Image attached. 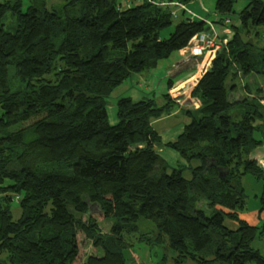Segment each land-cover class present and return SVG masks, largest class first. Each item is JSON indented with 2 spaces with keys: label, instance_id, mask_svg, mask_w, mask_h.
<instances>
[{
  "label": "trees",
  "instance_id": "1",
  "mask_svg": "<svg viewBox=\"0 0 264 264\" xmlns=\"http://www.w3.org/2000/svg\"><path fill=\"white\" fill-rule=\"evenodd\" d=\"M121 1L64 0L49 9L27 0L25 11L23 0L0 3V263L126 264L134 237L173 253L174 264H264L252 247L264 223L239 217L245 176L261 181L264 212V169L250 158L262 144L255 133L263 134L264 108L257 97L231 99L237 80L250 89L249 76L264 77V49L255 54L243 38L249 26L264 27V0H247L235 25L227 16L237 0H216L209 23L171 6L195 0ZM212 27L220 48L190 91L200 107L184 111L174 141L162 144L152 127L175 107L173 80L162 105L123 97L109 122L107 99L118 86ZM9 67L23 83L15 91ZM159 146L182 162L170 166Z\"/></svg>",
  "mask_w": 264,
  "mask_h": 264
},
{
  "label": "rangeland",
  "instance_id": "2",
  "mask_svg": "<svg viewBox=\"0 0 264 264\" xmlns=\"http://www.w3.org/2000/svg\"><path fill=\"white\" fill-rule=\"evenodd\" d=\"M6 0H0V3ZM47 1V7L51 9L53 5H59L64 2V0H46ZM201 2V3H200ZM215 2L216 0H195L192 1L188 4V8L191 12H186L185 17H193L194 19H197L198 16H195L196 14H193L194 12H197L201 15L202 18L207 19L209 22L214 20L216 18L215 14ZM247 0H237L233 6V14L227 16L231 22L235 25L238 21V14L239 12L246 6ZM138 0H135L129 6H134L136 5ZM199 3L201 5V8L199 6ZM28 5L27 0H23V11H25L26 7ZM177 10V13L180 15L182 10L180 8H175V11ZM193 11V12H192ZM5 27L7 30H12L11 26L13 24V19L10 16V14H7L6 18L4 19ZM248 33H244V40L247 43H250L252 45V48L254 53L257 54L258 50L257 49H264V27L263 26H249L248 28ZM169 30H166L162 33V37H166L169 33ZM247 30H245L246 32ZM222 32V30H221ZM227 34L228 39L231 37V34ZM227 42V40H226ZM226 42L224 44H226ZM181 51V50H180ZM188 54H183L182 56L186 58ZM178 57L177 52L172 54L171 57L167 60V62L172 61L174 58ZM197 59V65L201 66L202 70H205L206 66L207 68L209 67L210 63L208 62H203L201 57L196 58ZM166 60L160 61L158 63V66L149 71V72H144L142 73V76H144V79L139 80L138 75H134L131 78L127 79L124 81L120 86H118L109 96L107 99V115L109 122L111 124H115L117 122L116 119V102L118 99L123 98V97H129L134 101H138L139 99L142 98H153L158 105L163 104V99L162 95L167 92L166 90V84L168 80H173L170 79L168 74L165 72V68L162 69V65L160 64H166ZM206 68V69H207ZM197 69V68H196ZM138 76V77H137ZM199 80V79H198ZM197 78L194 76L189 84L187 85V88L185 90L192 89L196 83L198 82ZM250 82L251 86L254 89V92H257L259 95L264 97V77L263 76H257L255 77L254 81H250L249 77L245 82ZM9 83H10V89L12 91H15L19 89L23 83H21L18 78L14 75V68L9 67ZM174 83V82H173ZM238 84V88L240 89L242 84L239 80L236 81ZM183 86V84H182ZM258 88H261L262 90H258ZM238 89V90H239ZM256 90V91H255ZM181 91V90H178ZM191 91V90H190ZM190 91H189V96H190ZM238 95L239 92L237 91ZM168 95L170 98L173 100V103L175 106H180L184 108V110H187L192 108V104L189 103V100L186 95H181V93H177V90H175L174 85L171 86V88L168 90ZM185 96V97H184ZM236 95H231V99H234ZM192 99V97H190ZM242 98L239 97V99ZM259 97H257L258 99ZM261 99H259V102ZM261 104V103H260ZM264 108V107H263ZM239 108H235L233 112H237ZM186 115L181 114L179 117H172L169 120H167L166 124H169L175 131L179 130L181 125L186 123L188 120H185ZM161 119V118H159ZM158 120V119H157ZM154 120L153 122L157 121ZM184 121V122H183ZM152 122V123H153ZM161 124L154 125V129L157 131L160 130ZM263 134L261 132H256L255 137L257 139L262 140V146L264 147V125H263ZM175 140V139H174ZM172 140V141H174ZM171 142V141H170ZM168 143V142H167ZM166 144V143H164ZM162 152V153H161ZM160 155L163 157L172 167L178 166V163L175 162L174 160L172 161L169 158V154L174 153L176 154L175 151H172L170 149H167L162 146ZM185 176L188 177V174L185 173ZM240 184L242 188L245 189V192L247 194V200H246V210L247 212H250L252 209H254L257 205L258 198L255 197V195H259L261 191V181L256 180L255 178L251 176H245L240 180ZM11 214L13 220H17L20 215H21V210L18 206V203L16 200H13L11 202ZM200 207L204 208L205 207V202H201L199 205ZM90 214L91 215H96L97 214V206L95 205H90ZM111 223L110 221L103 222L102 224L105 226L104 228H108L109 224ZM226 226L229 228H235L234 223L226 220L225 221ZM83 236L80 235L78 241L82 242ZM129 241L132 242V247L130 251L128 252L129 254V259L127 260L126 264H174L173 259H174V254L171 252H165L162 248L156 246L152 247L147 244H141L138 243L134 237H131ZM252 247L255 249H259L261 253L264 255V242L263 241H258L255 240L252 243ZM88 248V247H86ZM97 254H100V251L97 250ZM162 256H165V260H160ZM185 264H193L192 262L185 263Z\"/></svg>",
  "mask_w": 264,
  "mask_h": 264
},
{
  "label": "crops",
  "instance_id": "3",
  "mask_svg": "<svg viewBox=\"0 0 264 264\" xmlns=\"http://www.w3.org/2000/svg\"><path fill=\"white\" fill-rule=\"evenodd\" d=\"M176 3L177 2H173V4L171 6H175V8H180V7H178L176 5ZM200 3H199V6L201 8ZM182 7H184V8H180L182 10V13L184 12L186 14L187 11L191 12L189 10V8H188V4L185 5V6H182ZM174 13L178 14L177 10L174 11ZM193 14H196L195 16H198L197 19L205 20L207 23H209V21L207 19H205V18H202L199 13L194 12ZM190 18L194 19L193 17H190ZM177 56L178 57L174 58L172 61L167 62V60H168L167 59L166 60V62H167L166 64H160V65H162L161 66L162 69L165 68V71H166L165 73L168 74L169 78L173 79V82H174L173 85H174L175 90H177V93L178 94L181 93V95H186L187 94V98L189 100V103L192 104V108H190V109L187 108V110L195 111V110H197L200 107V102L197 99H195V98H192V99L190 98L191 96H189V91L191 90L190 89L191 87L188 90H185V89L187 88V85L189 84L190 80L194 76L197 78V80L200 79L202 77V74H204V72L209 67L208 68L206 67L207 69L205 68V70H202L201 66L197 65V59L196 58H192V57H190L188 55L185 58V57L182 56L181 51L177 52ZM201 64H203V63H201ZM138 76H139V80L144 79V76H142V74H140ZM249 77H251V76H249ZM255 77H257V76H252L251 78H249L250 81H254ZM240 81L244 82V79H240ZM182 84H183V86H182ZM178 90H181V91H178ZM258 90L260 91L262 89L258 88ZM237 91L239 92L240 95L236 94ZM231 95H233V96L236 95L235 97H233L235 100L239 99V97H241V95L242 96L259 97V99H261L260 103L264 107V97L259 95L257 92H254L253 87L250 88V89H247V88H244L242 86V89L240 88L239 90H235L234 92L231 93ZM187 110H184V108H182L180 106H175L174 109L172 110V112L169 115H166V116L162 117L161 119H158L157 121L152 123L153 129H154V125H157V124H161L162 125L159 131L154 129L157 132V134L159 135L162 144L174 140L182 132V129H183V126H184V123H183L181 125L180 129L175 131L169 124H166V123H168L166 121L169 120L172 117H179L181 114H184V111H187ZM185 120H188L187 116H186ZM163 147H165V146H163ZM165 148H167V147H165ZM161 149H162V146H159V147L156 148V151H157V153L159 155H160ZM167 149H169V148H167ZM169 158L172 161L174 160L178 164L182 162L181 158L179 157V155L177 153L176 154H174V153L169 154ZM250 158L252 160L256 161V164H257L258 167H260L261 169H264V147L262 146V144L259 147H257L251 153ZM170 166H172V165H170ZM243 190H244V193H245V196H246V200H247V194L245 192V189L243 188ZM261 191H262V183H261ZM261 191H260V194H261ZM259 195H255V197L258 198ZM239 217L241 219L245 220L246 222H248L252 226H256V225L259 226L262 223H264V212H259V203H258V201H257V205H256V207L254 209H252L250 212H247V210H245L243 212V214L239 215ZM231 229H235V228H231ZM255 240L264 242V233L262 235H260L258 238L254 239V241ZM257 250L261 253V251L259 249H257Z\"/></svg>",
  "mask_w": 264,
  "mask_h": 264
},
{
  "label": "built area",
  "instance_id": "4",
  "mask_svg": "<svg viewBox=\"0 0 264 264\" xmlns=\"http://www.w3.org/2000/svg\"><path fill=\"white\" fill-rule=\"evenodd\" d=\"M135 0H122L121 1V8L129 7V4L134 2ZM141 0H138V2ZM176 5L180 8H184L181 4L176 3ZM184 10V9H183ZM228 30H224V33H227ZM218 31L216 28L212 27L210 30V33H202L199 36H196L193 38L188 45V47L181 50V54H188V56L192 58H199L203 62H208V64L211 62L212 58L214 57V54L217 50L220 48L219 41H216V38H218ZM226 40H222L220 43H225ZM207 67V66H206Z\"/></svg>",
  "mask_w": 264,
  "mask_h": 264
},
{
  "label": "water",
  "instance_id": "5",
  "mask_svg": "<svg viewBox=\"0 0 264 264\" xmlns=\"http://www.w3.org/2000/svg\"><path fill=\"white\" fill-rule=\"evenodd\" d=\"M205 31H207V29H206ZM0 264H1V263H0Z\"/></svg>",
  "mask_w": 264,
  "mask_h": 264
}]
</instances>
